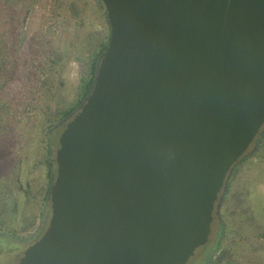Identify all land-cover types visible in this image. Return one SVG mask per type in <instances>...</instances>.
<instances>
[{"label":"water","instance_id":"95a60500","mask_svg":"<svg viewBox=\"0 0 264 264\" xmlns=\"http://www.w3.org/2000/svg\"><path fill=\"white\" fill-rule=\"evenodd\" d=\"M102 2L109 42L17 264H188L264 137V0Z\"/></svg>","mask_w":264,"mask_h":264},{"label":"rangeland","instance_id":"374dc122","mask_svg":"<svg viewBox=\"0 0 264 264\" xmlns=\"http://www.w3.org/2000/svg\"><path fill=\"white\" fill-rule=\"evenodd\" d=\"M106 18L102 0H0V264H17L48 227L50 161L109 42ZM214 245L217 264H264V137L234 168L209 242L188 264Z\"/></svg>","mask_w":264,"mask_h":264},{"label":"trees","instance_id":"16d2710c","mask_svg":"<svg viewBox=\"0 0 264 264\" xmlns=\"http://www.w3.org/2000/svg\"><path fill=\"white\" fill-rule=\"evenodd\" d=\"M106 23L109 27V23H108V20L106 18ZM110 29V27H109ZM109 38H110V35H109ZM109 41V40H108ZM108 43H105L101 50H99L97 53H96V56L93 58L92 60V63H91V70H90V73H89V77L85 80V85L82 87L83 88V91H82V96H81V100L78 104V106L80 107V105L84 102V100L86 99L87 95L90 93L91 89H92V86H93V83H94V78H95V75H96V70H97V64H98V61L102 55V53L104 52V50L106 49ZM75 111V108L73 109H69L68 111H65L63 113V115H71L73 112ZM52 145V144H51ZM51 145L49 144L50 148H49V152L50 154L52 153V150H51ZM245 157H243L241 161H243ZM55 159H52L50 161V175L52 174V170H51V166L52 164L54 163ZM53 175V174H52ZM53 182V181H52ZM51 182V183H52ZM218 246L217 245H214L213 246V250L211 251V254L202 262V264H217L219 262L214 260V256H215V253H216V250L218 249L217 248ZM203 248V247H201ZM199 250V249H198Z\"/></svg>","mask_w":264,"mask_h":264}]
</instances>
